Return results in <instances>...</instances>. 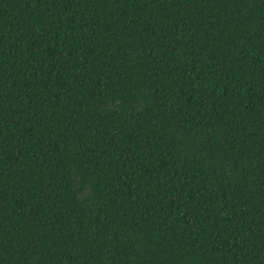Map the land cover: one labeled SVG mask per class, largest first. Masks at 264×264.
<instances>
[{
  "label": "trees",
  "instance_id": "obj_1",
  "mask_svg": "<svg viewBox=\"0 0 264 264\" xmlns=\"http://www.w3.org/2000/svg\"><path fill=\"white\" fill-rule=\"evenodd\" d=\"M0 264H264V0H0Z\"/></svg>",
  "mask_w": 264,
  "mask_h": 264
}]
</instances>
